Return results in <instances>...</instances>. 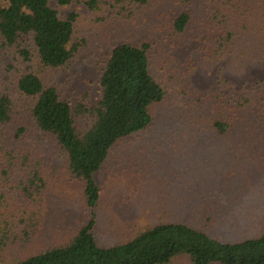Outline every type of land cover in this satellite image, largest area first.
Returning a JSON list of instances; mask_svg holds the SVG:
<instances>
[{
  "label": "rangeland",
  "instance_id": "obj_1",
  "mask_svg": "<svg viewBox=\"0 0 264 264\" xmlns=\"http://www.w3.org/2000/svg\"><path fill=\"white\" fill-rule=\"evenodd\" d=\"M105 2L95 10L89 0L51 3L60 18L76 16L74 41L83 45L59 69H43L36 60L23 63L0 38V97L11 96L19 118L0 125V264H18L65 246L92 218L85 183L72 174L62 149L28 118L33 100L18 92L20 76L38 73L47 88H56L78 109L77 126L85 129L91 120L87 111L101 96L108 57L124 43L152 44L151 73L165 98L151 109V126L116 143L95 175L101 191L95 209L98 242L122 244L157 224L179 221L225 242L263 231L264 0ZM183 13L192 19L178 35L173 24ZM216 18L231 19L236 36L231 52L214 62L203 38ZM239 97L244 106L234 103ZM223 107L227 116L236 113L238 119L225 135L213 129ZM20 126L27 128L22 137L16 134ZM24 153L43 166L46 190L40 206L17 188L16 166L7 158Z\"/></svg>",
  "mask_w": 264,
  "mask_h": 264
},
{
  "label": "trees",
  "instance_id": "obj_2",
  "mask_svg": "<svg viewBox=\"0 0 264 264\" xmlns=\"http://www.w3.org/2000/svg\"><path fill=\"white\" fill-rule=\"evenodd\" d=\"M54 1L0 0V38L5 47L15 48L23 63L36 60L43 69H59L70 63L83 48L74 41L76 16L60 18L51 7ZM68 1L59 0L61 4ZM112 1L116 6L128 2L145 6L150 2ZM178 1L191 5L196 0ZM233 1L251 4L258 0ZM106 2L89 0L88 6L95 10ZM191 19L190 13L179 15L173 24L176 34H184ZM216 22L203 38L208 59L214 62L231 52L236 36L231 19L216 18ZM151 50L150 42L124 43L112 50L100 78V99L87 111L91 120L85 129L77 126L78 109L63 100L56 88H47L38 73L28 71L20 76L18 92L33 100L28 118L45 139L54 140L62 149L72 174L85 183L84 193L92 218L67 245L18 264H172L178 259H186L190 264H264V222L260 236L239 242L222 241L185 221L157 224L128 242L110 247L98 242L95 209L101 191L95 175L116 143L151 126L154 118L151 109L165 98L164 89L151 73ZM234 103L237 107L245 104L241 97ZM223 110L224 107L213 123V129L221 135L227 134L238 123L236 113L229 117ZM17 120L14 100L3 94L0 97V125L9 126ZM26 130L20 126L16 134L22 137ZM7 158L9 162L12 160L11 166H16L13 169L20 179L17 188L33 205L40 206L46 190L41 161L31 153H24L21 158L7 155Z\"/></svg>",
  "mask_w": 264,
  "mask_h": 264
}]
</instances>
